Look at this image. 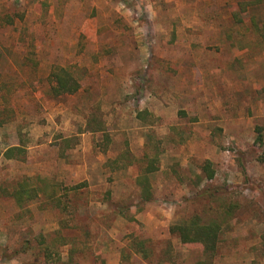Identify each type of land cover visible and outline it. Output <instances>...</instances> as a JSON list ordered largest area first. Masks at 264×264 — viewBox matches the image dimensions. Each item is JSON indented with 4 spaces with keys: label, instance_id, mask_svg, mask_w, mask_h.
<instances>
[{
    "label": "rangeland",
    "instance_id": "1",
    "mask_svg": "<svg viewBox=\"0 0 264 264\" xmlns=\"http://www.w3.org/2000/svg\"><path fill=\"white\" fill-rule=\"evenodd\" d=\"M243 1L0 0V264H264V2L236 24ZM54 66L77 94L51 97ZM41 178L68 196L20 207ZM194 214L225 221L213 258L170 232Z\"/></svg>",
    "mask_w": 264,
    "mask_h": 264
},
{
    "label": "trees",
    "instance_id": "2",
    "mask_svg": "<svg viewBox=\"0 0 264 264\" xmlns=\"http://www.w3.org/2000/svg\"><path fill=\"white\" fill-rule=\"evenodd\" d=\"M252 2L262 3L264 0L239 2L237 4V8L232 10V20L234 23L241 24L244 22L242 15L248 12V7ZM252 21L254 26H256V29L260 28L258 27L257 23H255L256 21L254 19ZM8 23L13 24L14 20H10ZM82 72V68L75 66H54L48 77V83L50 86L49 93L51 97L53 99H58L77 94L82 88V78L84 76ZM3 123L4 122L0 121V125ZM97 131L102 130L98 129ZM256 132L258 133L256 143L258 146H261L263 144V129L261 127H257ZM19 151H22V147H12L2 154L6 158L12 159L17 156ZM147 158L149 159L150 157L147 156ZM157 161L158 158L150 159L148 166L144 171L145 173L137 179L138 185L141 188L140 200L144 204L153 200V193L148 175L158 170V166L156 165ZM203 172L206 174L207 179L214 178L215 171L212 168L210 161H206L204 163ZM35 182L36 183L26 180L25 182L18 183L10 194L20 207H25L33 200H36L40 197H43L49 201L60 203L62 194L66 197L69 194L68 191L62 192V189L58 183H55L49 179L41 178L37 179ZM77 189L78 187H74L69 190L75 191ZM120 214L125 215V211H121ZM224 228L225 221H222L219 218H206L201 215L194 214L183 222L173 225L170 228V232L172 235L177 236L184 245H201L203 247L204 254L210 258H213L218 253V246L221 242V237L225 230ZM137 247L140 248L138 251L143 253L147 258L148 255L146 254V250L143 247V243H139ZM49 251V247H45V249H43V252H45L46 255H50ZM56 261V264H63L60 256Z\"/></svg>",
    "mask_w": 264,
    "mask_h": 264
}]
</instances>
